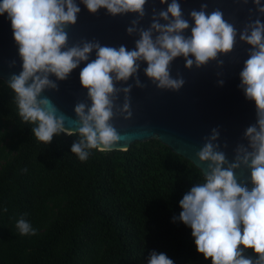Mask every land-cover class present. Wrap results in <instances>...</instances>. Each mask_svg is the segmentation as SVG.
Segmentation results:
<instances>
[{"label":"water","instance_id":"95a60500","mask_svg":"<svg viewBox=\"0 0 264 264\" xmlns=\"http://www.w3.org/2000/svg\"><path fill=\"white\" fill-rule=\"evenodd\" d=\"M0 80L99 150L156 140L225 189L264 176V0H0Z\"/></svg>","mask_w":264,"mask_h":264},{"label":"trees","instance_id":"16d2710c","mask_svg":"<svg viewBox=\"0 0 264 264\" xmlns=\"http://www.w3.org/2000/svg\"><path fill=\"white\" fill-rule=\"evenodd\" d=\"M0 264H264V176L225 189L156 140L99 150L0 80Z\"/></svg>","mask_w":264,"mask_h":264}]
</instances>
